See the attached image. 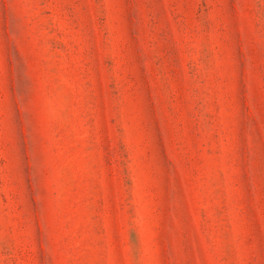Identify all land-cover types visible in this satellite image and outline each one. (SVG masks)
Returning <instances> with one entry per match:
<instances>
[{"label": "rangeland", "instance_id": "374dc122", "mask_svg": "<svg viewBox=\"0 0 264 264\" xmlns=\"http://www.w3.org/2000/svg\"><path fill=\"white\" fill-rule=\"evenodd\" d=\"M0 264H264V0H0Z\"/></svg>", "mask_w": 264, "mask_h": 264}]
</instances>
